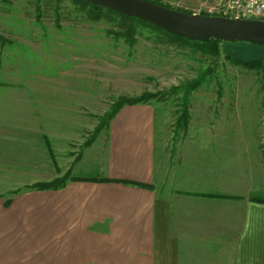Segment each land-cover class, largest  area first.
<instances>
[{
  "label": "rangeland",
  "instance_id": "374dc122",
  "mask_svg": "<svg viewBox=\"0 0 264 264\" xmlns=\"http://www.w3.org/2000/svg\"><path fill=\"white\" fill-rule=\"evenodd\" d=\"M155 1L215 15L213 0ZM219 43L212 57L142 21L93 15L76 0H0V113L27 115L21 124L29 126L10 132L25 149L18 180L94 177L106 131L93 135L95 125L119 97L142 93L151 95L144 103L154 113V149H264V75L230 60H264L259 44ZM201 73L179 127L181 85Z\"/></svg>",
  "mask_w": 264,
  "mask_h": 264
},
{
  "label": "crops",
  "instance_id": "0c3cea01",
  "mask_svg": "<svg viewBox=\"0 0 264 264\" xmlns=\"http://www.w3.org/2000/svg\"><path fill=\"white\" fill-rule=\"evenodd\" d=\"M26 122L0 113V264H264V149L170 155L154 149L152 107L127 104L94 177L9 194L35 182L18 180L25 149L10 137Z\"/></svg>",
  "mask_w": 264,
  "mask_h": 264
},
{
  "label": "water",
  "instance_id": "95a60500",
  "mask_svg": "<svg viewBox=\"0 0 264 264\" xmlns=\"http://www.w3.org/2000/svg\"><path fill=\"white\" fill-rule=\"evenodd\" d=\"M116 13L133 16L190 40L243 41L264 46V20L189 14L148 0H86Z\"/></svg>",
  "mask_w": 264,
  "mask_h": 264
},
{
  "label": "trees",
  "instance_id": "16d2710c",
  "mask_svg": "<svg viewBox=\"0 0 264 264\" xmlns=\"http://www.w3.org/2000/svg\"><path fill=\"white\" fill-rule=\"evenodd\" d=\"M76 1L78 3H81V4L88 5L89 10H90L91 14H93V15H97L100 10H105L107 12L114 13V14L121 16V17H124V18H133L135 20L142 21V22L160 30V31L164 32L165 34H167L171 37L180 39L184 42H192L193 44H195V46L199 50H201L203 52H207L208 54L212 55V57H215L218 54L217 45L220 42L219 40H214L212 38L207 40V41L186 39L185 37L168 33L166 31L162 30L161 28L154 26L152 24H149V23H147L141 19H138L136 17L126 16V15L116 13L114 11L105 9V8L100 7L98 5L91 4L86 0H76ZM148 1L153 2L155 4L162 5V6L167 7V8H170L169 6L160 4V3L156 2L155 0H148ZM172 9H174V8H172ZM182 12H184V11H182ZM230 60L237 63V64H240L244 67H247L249 69H254V70H257L259 72H262V74L264 75V60H259V59L240 60V59H236V58H232ZM199 75L200 76L193 77V78L187 80L185 83H183L181 85L182 94H183V97H182L183 103H182V109L179 111V116L176 119V122H177L176 125L179 124V127L181 125H185L186 120L189 117L188 112H187V104H186L187 103V95L192 89H194L195 87H197L201 83L203 74L201 73ZM149 97H151V95L149 93H142L136 97H125V96L119 97L113 103V105H111V108L103 114V117L95 125V127L93 129V135H95V133H97L102 128L103 125L105 128H107L108 122L114 116V114L120 109L121 106H123L125 104L144 103V101ZM68 177L69 176L66 173H64L61 177H56V178H53L49 181H38V182L32 183L31 185L25 186L24 189L27 188L30 190H56V189L62 188L64 186L65 181L68 179ZM100 181H108V180L101 178ZM117 182H121L124 184L136 185V186H140V187H145L142 183L133 182V181L121 180V181H117ZM18 191L19 190H14L13 193H16Z\"/></svg>",
  "mask_w": 264,
  "mask_h": 264
},
{
  "label": "built area",
  "instance_id": "2783aa9c",
  "mask_svg": "<svg viewBox=\"0 0 264 264\" xmlns=\"http://www.w3.org/2000/svg\"><path fill=\"white\" fill-rule=\"evenodd\" d=\"M209 12L229 18L264 20V0H213Z\"/></svg>",
  "mask_w": 264,
  "mask_h": 264
}]
</instances>
